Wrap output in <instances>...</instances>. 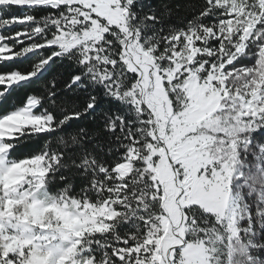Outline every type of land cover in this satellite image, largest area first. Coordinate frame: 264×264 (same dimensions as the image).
I'll return each instance as SVG.
<instances>
[{"label": "snow or ice", "instance_id": "1", "mask_svg": "<svg viewBox=\"0 0 264 264\" xmlns=\"http://www.w3.org/2000/svg\"><path fill=\"white\" fill-rule=\"evenodd\" d=\"M0 264H264V0H0Z\"/></svg>", "mask_w": 264, "mask_h": 264}]
</instances>
